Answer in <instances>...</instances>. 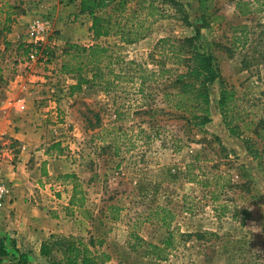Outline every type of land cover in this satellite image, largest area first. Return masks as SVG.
<instances>
[{"label":"rangeland","instance_id":"374dc122","mask_svg":"<svg viewBox=\"0 0 264 264\" xmlns=\"http://www.w3.org/2000/svg\"><path fill=\"white\" fill-rule=\"evenodd\" d=\"M179 1L188 23L165 7L170 17L156 21L150 33L134 44H122L113 36L96 40L82 35L59 50L41 46L51 54L42 65L54 64L41 82L48 90L41 92L48 94L49 104L63 100L62 111L56 109L49 123L52 131L58 126L53 133L64 155L80 166L79 175L71 180L84 198L79 207L84 232L56 235L53 241L58 245L49 259L32 264L62 259L61 245L69 237L87 245L91 237L95 247L89 248L109 256L106 264H264V13L256 11L264 0H215L209 24L199 38L200 46L215 58L220 77L235 91L239 116L235 122L243 136L253 139L260 160H254L243 142L225 128L217 106L219 82L210 90L211 122L201 128L164 100V92L175 89L170 77L149 79L140 86L139 70L141 74L156 71L158 63L172 67V61L160 52V39L177 43L191 36L194 26H201L197 0ZM238 1L249 2L251 11L240 15ZM65 3L0 0V74L10 78L25 68L20 63L31 64L23 50L17 57L7 42L20 17L30 13L32 20L49 19L52 33L47 40H55L62 29L49 10L64 13ZM83 16L87 15L68 12L62 26L77 23L82 28ZM243 34L247 44L242 48L236 37L242 39ZM91 40L108 49L105 64L110 62V70L120 78L113 80L111 74L113 86L107 91L83 84L70 95L76 79L61 71L68 62L63 50L66 44L90 46ZM111 206L119 208L116 220L111 219L115 216ZM160 208L172 213L168 228L159 221ZM98 240H102L100 246ZM138 240L158 246L169 240L166 260L144 257V244ZM6 260L0 264H7Z\"/></svg>","mask_w":264,"mask_h":264},{"label":"trees","instance_id":"16d2710c","mask_svg":"<svg viewBox=\"0 0 264 264\" xmlns=\"http://www.w3.org/2000/svg\"><path fill=\"white\" fill-rule=\"evenodd\" d=\"M67 4L78 2V12L86 14L91 21L90 32L94 39L104 37H116L122 44H134L145 38L151 30V26L161 18L170 17L166 14V8L174 10L175 16L184 23H188V15L186 13L183 2L179 0H60ZM215 0H197L198 9L201 13V26L193 27V34L178 40L177 43H167L165 38L159 40L162 45L160 52L168 56L172 61V67L166 68L164 65L157 64V69L147 71L145 74L138 76L140 86L150 80L156 78L162 79L170 77L171 83L174 86V92H164V100L172 102V107L181 113L186 114V119L189 123L197 128L211 122L210 117V90L215 82H219V91L217 106L222 117V122L228 133L243 142V145L248 154L254 160L261 159V152L255 147L253 139L243 136L241 128L237 124L236 119L239 117L235 112L236 100L235 91L227 87L226 83L219 75L218 67L211 51L203 48L199 44L201 29L208 26V18L211 17V9ZM256 3L259 0H254ZM261 6L256 9L258 12L264 13V1ZM236 6L239 9L240 15L248 14L250 3L238 1ZM255 11V9H254ZM173 16V15H172ZM243 33V31H242ZM243 38L236 37L238 42H241L243 48L247 44L246 34L241 35ZM167 44L166 48H163ZM19 51L27 54L30 46H19ZM43 52L48 59L51 57L50 52L44 49ZM108 49L98 43L90 46L79 44H66L63 54L68 58V62L62 64L61 71L64 74L75 76L76 83L70 86V95L75 91H79L83 84H94L102 87L107 91L113 86V81L109 78L112 74L113 80L120 78V74H114L110 70V62L105 64V60L110 56L107 55ZM139 69H143L140 64L128 62ZM105 69H108L105 72ZM85 73V74H84ZM90 73V77L86 75ZM139 90L141 88L139 87ZM53 148L57 146L52 145ZM60 179H74V174H64ZM73 187V192L70 198V205L82 207L84 198L81 193ZM79 194V196H77ZM112 214L115 216L111 219H117L119 208L110 207ZM159 218L163 227L168 228L172 220V213L166 208H160ZM156 213V214H158ZM197 237H199L198 234ZM137 238V236H135ZM140 241V240H138ZM102 244V240L96 242L97 246ZM144 244V245H143ZM56 241L44 242L40 247V255L49 258L57 246ZM143 245V256L164 261L167 258V249L169 240L164 246H158L152 243L140 241ZM62 259L53 262V264H106L109 256L103 252H98L96 249L91 250L90 247H95L92 238H89L88 245L81 239L69 237L62 242ZM9 253L5 250L2 240H0V263L1 257H7ZM26 255L18 254L16 262L7 264H27Z\"/></svg>","mask_w":264,"mask_h":264},{"label":"crops","instance_id":"0c3cea01","mask_svg":"<svg viewBox=\"0 0 264 264\" xmlns=\"http://www.w3.org/2000/svg\"><path fill=\"white\" fill-rule=\"evenodd\" d=\"M65 6L62 8L64 13L60 14L54 12L55 9L49 10L53 20L58 17L62 31L57 39L44 42L43 47L54 46L59 50L66 42L82 35L92 38L91 21L87 16L82 17V28L77 23L71 27L62 26L68 12L74 11L78 15V2L65 3ZM32 18L30 13L22 15L8 33L7 42L17 57L19 46H27L30 42L24 32ZM26 64L20 63L27 68L16 70L10 78L0 74V167L10 188L0 211V240L9 253L7 257H1L2 262L5 259L7 263L16 262L20 253L26 255L27 264H32L49 259L40 255V247L44 242L53 241L56 235H83L84 221L79 207L70 205L74 182L58 177L79 175L80 167L64 155L62 144L54 136L55 131H59L58 126L52 131L49 123L56 115V109L62 111L63 100L58 98L57 102L49 104L50 101L45 100L48 94L41 92L48 90L41 82L48 73L46 70L52 69L54 64L51 66L52 61L50 65ZM53 144L57 147L53 148Z\"/></svg>","mask_w":264,"mask_h":264},{"label":"built area","instance_id":"2783aa9c","mask_svg":"<svg viewBox=\"0 0 264 264\" xmlns=\"http://www.w3.org/2000/svg\"><path fill=\"white\" fill-rule=\"evenodd\" d=\"M52 33V22L47 18H36L30 22L26 28V37L30 41L27 45L30 46L26 54L27 62L46 63L47 55L41 49L44 42H47L48 36ZM2 162V148L0 146V164ZM10 188L5 182L0 167V211L4 207Z\"/></svg>","mask_w":264,"mask_h":264}]
</instances>
